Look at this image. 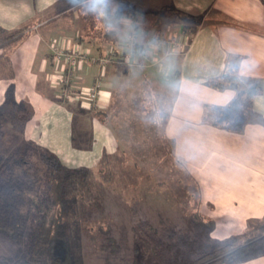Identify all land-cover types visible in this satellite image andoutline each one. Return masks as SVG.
Returning a JSON list of instances; mask_svg holds the SVG:
<instances>
[{
    "label": "crops",
    "instance_id": "1",
    "mask_svg": "<svg viewBox=\"0 0 264 264\" xmlns=\"http://www.w3.org/2000/svg\"><path fill=\"white\" fill-rule=\"evenodd\" d=\"M74 6L71 0H0V26L29 27L27 35L8 49L15 69L16 100H28L34 108L33 118L24 127L25 139L73 168H96L104 150H116L109 125L97 113L91 114L90 107L92 102L99 109L108 105L112 76L105 69L107 60L88 62L77 56L73 62L69 55L106 44L122 52L118 42H130L137 28L127 20L128 13L142 20L145 43L166 30L176 31L181 40L175 42L182 48L180 58L171 59L176 61L172 69L178 82L165 134L175 141L176 156L199 180L204 201L217 208L216 215L215 210L207 214L215 222L211 234L224 239L241 233L250 220L263 218L264 0H111L112 21L99 23V44L93 42L96 23L88 27L90 34L84 24L78 30L74 22L78 12L73 9L78 7ZM109 29L117 32L115 40L103 38ZM161 56L155 60H165ZM231 72L259 83L253 99L258 120L247 124L242 133L209 124L212 112L217 114L237 94L233 87L217 88L209 82ZM10 82L0 79V105ZM94 83H100L99 90L91 99ZM72 100L80 103V111L69 105ZM235 264H264V254Z\"/></svg>",
    "mask_w": 264,
    "mask_h": 264
},
{
    "label": "rangeland",
    "instance_id": "2",
    "mask_svg": "<svg viewBox=\"0 0 264 264\" xmlns=\"http://www.w3.org/2000/svg\"><path fill=\"white\" fill-rule=\"evenodd\" d=\"M73 9L78 12L76 20L74 19L78 30L84 24L90 34L88 27L96 23L97 30L94 33L97 36L93 42L99 44V37L102 36L99 23L108 18L112 21V18L107 17L104 20L79 7ZM125 14L127 20L131 21L130 24H136L137 28L130 35V42L124 43L123 39L118 42L122 52H115V48L108 44L100 46L99 49L98 45L89 46L90 52H75L76 58L82 56L88 62H100V59L108 58L105 69L112 76L108 105L99 109L92 102L90 107L91 114L97 113L100 119L106 121L117 141L116 150L110 152L117 168V181L107 195L105 218L99 213L88 226L93 228L95 225L107 223L106 216L109 215V219L116 224L120 247L116 252L102 251L91 255L86 264H134L137 262L138 238L146 239L150 243L143 258L145 264L172 260L177 257L180 249L187 251L180 238L190 232L189 221L192 215L201 213L207 216L210 210H215V215L217 213L214 204L204 201L201 184L185 161L172 155L175 143L168 141L165 134L178 82L172 69L176 61L171 59L180 58L182 48L176 46L175 42L181 40L175 36L176 31L166 30L157 37L153 34L149 42L145 43L144 36L147 31L143 30L142 20ZM79 21L81 22L78 23ZM128 31L123 30L125 33ZM158 32L160 31H151ZM103 38L111 40L114 36L110 38L104 33ZM153 47L158 50H153ZM162 53V59L165 60H155L156 57H162ZM229 74L234 75L232 72ZM93 87L98 92L99 83H94ZM88 97L95 98L90 91ZM69 105L80 111V103L72 100ZM215 117L216 114L212 112L208 118ZM24 127H16L10 123L0 126V157L21 145L25 139ZM97 134L99 136V125ZM98 155L97 151L96 156ZM83 163L92 164L90 161ZM97 168L98 166L94 169ZM37 204L40 213L50 212L51 204L47 196ZM218 209L223 211V208ZM15 250L16 246L0 235V253L7 255ZM63 251V247L57 250L59 254Z\"/></svg>",
    "mask_w": 264,
    "mask_h": 264
},
{
    "label": "trees",
    "instance_id": "3",
    "mask_svg": "<svg viewBox=\"0 0 264 264\" xmlns=\"http://www.w3.org/2000/svg\"><path fill=\"white\" fill-rule=\"evenodd\" d=\"M28 28L8 30L0 26V79L11 81L0 105V126L10 123L22 128L34 116L28 100H16L12 81L15 69L8 53L27 35ZM105 35L114 36L115 40L117 32L109 29ZM209 83L237 90L235 98L219 107L209 124L242 133L247 124L258 120L253 109V99L260 90L257 79L223 73ZM167 140L175 143L168 137ZM172 155L176 156L174 148ZM113 160L112 154L104 150L97 169L68 167L55 154L26 139L1 156L0 235L12 242L16 250L7 255L0 253V264H86L91 255L116 252L120 243L116 224L109 215L107 223L88 226L99 213L105 218L107 195L117 181ZM46 196L51 210L40 213L37 203ZM189 224L190 232L180 238L187 251L178 249L176 258L155 264H235L264 254V217L250 220L241 233L224 239L212 236L215 222L204 214L194 213ZM149 244L138 238L134 264H145L143 258ZM59 247L64 249L62 254L57 252Z\"/></svg>",
    "mask_w": 264,
    "mask_h": 264
},
{
    "label": "clouds",
    "instance_id": "4",
    "mask_svg": "<svg viewBox=\"0 0 264 264\" xmlns=\"http://www.w3.org/2000/svg\"><path fill=\"white\" fill-rule=\"evenodd\" d=\"M71 3L98 17L107 18L111 15L109 10V0H71Z\"/></svg>",
    "mask_w": 264,
    "mask_h": 264
},
{
    "label": "built area",
    "instance_id": "5",
    "mask_svg": "<svg viewBox=\"0 0 264 264\" xmlns=\"http://www.w3.org/2000/svg\"><path fill=\"white\" fill-rule=\"evenodd\" d=\"M60 55H64V52H60L59 53ZM66 54V53H65ZM69 59H71V60H73V62H75L76 61V56H75V53H71L70 55H69ZM106 59H108V58H105V60ZM100 84V83H99ZM90 93H91V95L92 96H95L96 95V90H95V88L93 87V88H91L90 90Z\"/></svg>",
    "mask_w": 264,
    "mask_h": 264
}]
</instances>
